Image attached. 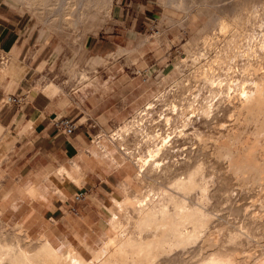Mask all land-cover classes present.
I'll return each instance as SVG.
<instances>
[{"label":"rangeland","instance_id":"rangeland-1","mask_svg":"<svg viewBox=\"0 0 264 264\" xmlns=\"http://www.w3.org/2000/svg\"><path fill=\"white\" fill-rule=\"evenodd\" d=\"M5 1L19 12L32 17L40 45L47 44V54L45 60L42 61L44 65L40 68L41 62L35 70L29 73L33 87L37 88L35 90L45 92L47 85L54 84L60 95L74 96L85 111L81 121L89 118L88 115L95 118V121H88L90 125H93L91 128L95 130L93 141H99L101 137L109 139L112 130L121 123L130 121L127 127L133 128L134 132L127 137L125 148L131 153L125 155L119 149L113 150L114 157L122 154L124 159H131L132 155L135 158L145 155L148 149L147 143H141L146 136L143 137L141 131L138 130V122H144L148 128L147 131L153 134L157 128L155 123H158V128L162 130L166 128L163 122L155 118L161 111L169 112L170 101L175 100L177 103L182 102L186 105L187 101L181 98L186 97L189 92L182 94L183 89L176 92L170 86L176 79L180 80L179 78L184 76L189 79V86H193L191 90L194 91L197 83H195V72L191 69V59L188 57V65L183 64L182 60L200 48L201 38L209 32V27L216 23L215 16L218 15V7L225 9V18L230 20L237 16L242 21L247 20L250 14L259 13L258 10L261 9L264 22V0H173V7H166L162 0H138L144 5L141 7L144 10L143 23L138 33L127 35L125 40L121 39L118 46L111 47L109 52L94 54L87 50V40L91 35L103 31L113 15L118 0H95L94 4L82 6L79 14L80 22L76 19L77 15H68L64 20L63 12L60 13L58 10L57 0H31L29 5H26L27 0ZM205 2L208 4L206 11L199 13L196 7ZM65 3L71 9L78 7L77 0H65ZM242 5L248 10L246 8L242 10ZM186 7L191 8L193 12L184 18L185 15L180 10ZM134 9L136 14L137 10ZM64 10L67 11V8ZM245 27L249 31L254 30L257 35L264 31V25L260 29L254 18H250ZM16 61L24 63L28 68L25 62L19 60H14L12 63L7 60V63L0 64V67L13 69L15 73H18V67H15ZM243 63L244 61L239 59V64ZM8 75L14 81L19 80ZM178 80L177 83H179ZM164 89H166L165 101L156 103L157 112L152 113L150 117H142L140 121L139 119L132 120L136 117V110L142 108L146 102L153 101L154 95ZM201 93L203 92H200V95ZM2 104L3 102L1 106ZM74 122L76 123V120ZM194 124V127L203 135L202 141L193 134L195 128L189 127L187 135L184 138H178V142L163 160L157 181H161L163 186H168L169 176L180 174L193 164L203 163L209 191L204 206L215 216L213 223L207 229L209 231H206L194 245L185 249L175 247L164 259L167 264H179L193 256L200 249L203 239L212 231H222L221 240L223 241L227 231L238 228L244 218L256 216L260 219L264 216V193H261L264 190L250 192L243 189L227 173L229 172L227 160H221L222 158H217L215 154L216 139L235 124V118L231 116V112L225 109L207 119L194 117ZM98 134L100 136L96 138ZM5 137L8 138L0 126V210H2L0 234H3L9 242H15L17 239L16 241H20L27 248H36L38 235L42 232L48 233L50 240L59 250H61L60 242L67 239L81 248L86 258H90V253L79 245L74 235L82 234L93 249L101 245L102 237L109 228L110 218L114 213L111 211L112 202L122 201L126 195L129 198L132 196V189L136 182L132 176H128L130 171H119L106 159L103 163L110 164L111 167L105 164L95 165V170H100L103 166L108 172H112L109 176L111 185L109 189L107 188V192L81 189L78 192H83L85 197L77 203L73 202L76 194L74 192L69 201L71 202L70 209H66L64 215L56 217L55 220L39 215L31 217L20 213L12 214L13 207H9L10 204L2 201L5 193L9 191L8 194L11 195L9 189L16 185L11 177H7L11 168V160L7 157L9 150L4 142ZM93 141L90 143L91 147L95 146ZM116 144L118 145L117 142ZM54 179L56 187L64 183L60 177L55 176ZM151 183L152 181H147L146 185L142 186L141 192L147 193L148 190L150 195L152 190L149 189L152 187L147 186ZM43 184L42 182L41 186ZM68 185L66 191H68ZM60 190L63 191L62 187ZM44 193L47 196L50 194L49 197L60 196L59 192H53L52 189ZM61 199L65 201L67 197L65 199L61 197ZM193 199L195 201L197 195H194ZM72 206H75L76 213L71 210ZM20 222L22 227L18 226ZM244 247L253 251L258 249L255 245L245 244Z\"/></svg>","mask_w":264,"mask_h":264},{"label":"bare ground","instance_id":"bare-ground-1","mask_svg":"<svg viewBox=\"0 0 264 264\" xmlns=\"http://www.w3.org/2000/svg\"><path fill=\"white\" fill-rule=\"evenodd\" d=\"M27 1L26 5H29L31 0ZM162 1L166 7L174 6L173 0ZM77 2V9H71L65 0H57L58 10L63 12L64 20L68 15H77L76 19L80 22L82 6L94 4L95 0ZM244 5L241 9L246 8ZM207 7L205 2L196 7V10L202 13ZM217 10L216 23L201 38L200 48L182 60L183 64L188 65V57L191 59V69L195 72L197 83L194 91L191 90L193 86H189V79L184 76L180 80L176 79L170 86L176 92L183 89L182 94L189 92L186 97L181 98L187 101L186 105L170 101L169 112L161 111L155 118L163 122L166 128L162 130L155 123L157 128H154L153 134L147 131L144 122L135 121L138 122L140 133L143 137L146 136L141 143L149 145L145 155L136 158L132 155L131 159H124L120 153V156L114 157L113 150L119 149L125 155L131 153L125 148L127 137L134 132L133 128L127 127L130 121H125L112 130L110 136H107L109 139L101 137L95 144L93 142L95 146L89 150L91 159L85 160V169L88 166L94 169L95 165H100V158L106 159L117 170L130 171L128 176L135 179L136 185L132 189L131 198L126 195L122 201L112 202L111 211L114 213L112 212L111 223L102 237L101 245L93 249L82 234L74 235L79 245L90 253V258H86L81 248L67 239L60 242L59 250L48 233L38 235L36 248H27L15 238V242H9L0 234V264H167L164 259L175 247L185 249L196 244L209 231L207 229L215 216L204 206L209 191L203 163L193 164L182 173L169 176L168 186L157 181L167 154L180 138L187 135L189 127L195 128L194 117L207 119L225 109L231 112L235 124L216 139V157L227 160V173L243 189L250 192L264 190V31L257 35L254 30L249 31L245 27L250 18H254L260 29L263 27L261 9L257 14H250L244 21L237 16L229 20L224 17L225 9L218 7ZM180 11L184 13V18L193 12L187 7ZM239 59L244 63L240 65ZM2 71L4 68L0 67V76ZM163 91L154 95L153 101L146 102L136 110V117L132 120L140 121L142 117H150L157 112L156 103L165 101L166 89ZM200 92L203 93L200 95ZM193 134L202 141L203 135L197 128ZM83 157L84 154L81 153L79 158ZM80 168L78 161L71 164V169L79 174L77 179L70 171H63L62 175L80 183L83 179V170ZM52 171L60 174L58 170L52 169L49 176L36 182L28 192L33 200L43 199V204L47 196L44 191L48 189L63 194L50 179ZM147 181H152L147 186L152 187L149 189L152 190L150 195L148 190L147 193L141 192ZM42 182L44 184L39 186ZM8 192L2 197V201L11 204L13 199ZM194 195H197L195 201ZM18 226L22 227L21 222ZM221 235L220 230L210 232L203 239L200 249L179 264H264V216L260 219L256 216L244 218L238 228L227 231L223 241ZM245 244L255 245L258 249H246Z\"/></svg>","mask_w":264,"mask_h":264},{"label":"crops","instance_id":"crops-1","mask_svg":"<svg viewBox=\"0 0 264 264\" xmlns=\"http://www.w3.org/2000/svg\"><path fill=\"white\" fill-rule=\"evenodd\" d=\"M143 6L138 0H118L113 15L103 31L88 38L87 50L94 54H103L109 52L111 47L118 46V42L121 39L125 40L127 35L138 33L143 23L144 10L141 8ZM134 8L137 10L136 14ZM40 44L32 17L19 12L5 0H0V56L5 55L11 63L19 60L28 66L27 68L24 63L16 61L18 73L3 67L4 71L0 76V80L3 79L0 81V126L8 136L4 138V142L8 145L7 157L11 160L7 177H11L16 183L9 189L13 202L6 204L13 207L12 214L20 213L31 217L39 215L55 220L56 217L63 216L66 209H70L69 201L74 192L78 193L81 189L107 192L111 185L109 176L112 172H108L103 166L100 170L89 166L85 169L87 167L85 160L91 159L90 143L95 132L94 128H91L93 125L88 121H95V118L88 115L89 118L81 121L85 113L82 106L77 103L74 96L64 97L57 93L56 85H47L44 89L46 93L33 87L29 73L45 60L47 54V44L42 46ZM43 65L42 62L39 67ZM8 74L19 80L14 81ZM9 97H24L25 102L6 103L1 106ZM67 100H70L71 104ZM63 118L73 122L76 120L77 126L70 135L64 134L55 126V122ZM93 142L95 144L97 141ZM81 153L84 154L83 158H79ZM74 161H78L80 169L83 170V179L80 183L62 175L63 171H70L75 179L79 178L78 172L71 169ZM100 162V166L105 164L101 158ZM105 165L111 167L110 164ZM52 167L60 174L52 171L50 179L54 183V177L57 176L64 181V185L59 186L62 187L63 194L57 195L59 198L45 195L46 199L42 204L43 199L33 200L28 192L34 188L36 182L49 176ZM61 197L67 199L63 201Z\"/></svg>","mask_w":264,"mask_h":264},{"label":"built area","instance_id":"built-area-1","mask_svg":"<svg viewBox=\"0 0 264 264\" xmlns=\"http://www.w3.org/2000/svg\"><path fill=\"white\" fill-rule=\"evenodd\" d=\"M7 60H8V57H6L5 55L0 56V62L7 61ZM24 101H25L24 97H9V98H7V100L5 102H3V104L13 103V102L18 103V104H22V103H24ZM55 126L57 128H59L60 131L63 132L64 134L70 135L75 130L77 125L72 120L63 118L61 120H57L55 122ZM84 197L85 196H84L83 192H78L75 194L73 202L74 203L80 202L84 199ZM71 210L76 213L75 206H72Z\"/></svg>","mask_w":264,"mask_h":264}]
</instances>
